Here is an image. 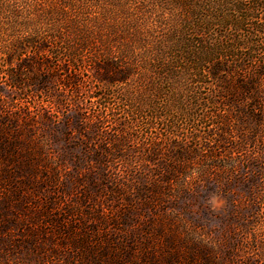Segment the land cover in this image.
I'll use <instances>...</instances> for the list:
<instances>
[{"label": "rangeland", "instance_id": "rangeland-1", "mask_svg": "<svg viewBox=\"0 0 264 264\" xmlns=\"http://www.w3.org/2000/svg\"><path fill=\"white\" fill-rule=\"evenodd\" d=\"M172 1L0 0V264H264V128L240 153L249 133L227 136L240 168L223 173L220 130L182 113L177 80L167 102L143 61L100 77L134 34L168 30Z\"/></svg>", "mask_w": 264, "mask_h": 264}, {"label": "trees", "instance_id": "trees-1", "mask_svg": "<svg viewBox=\"0 0 264 264\" xmlns=\"http://www.w3.org/2000/svg\"><path fill=\"white\" fill-rule=\"evenodd\" d=\"M244 1H172L171 15L166 16L168 30L156 32L154 27L152 30L149 27L144 34H134L126 42L121 56L113 55L117 52L109 53L106 71L100 76L110 83L124 81L143 61L163 72L162 77L167 85L163 93L167 102L169 94H174L171 88L174 80H177L184 88L180 92L181 96L184 95V102L181 96L176 99L180 106H185L182 113L187 112L191 116L190 121L196 125L211 124L220 130L219 138H216L221 148L219 153L211 150V140L206 136L198 132H194V135L205 139V147L210 148L207 160L223 173L235 172L240 168L238 155L233 154L232 150L222 152L227 136L233 130H246L249 133V139L240 136L236 141L235 151L240 153L248 143L260 136L264 128V0H251L247 5ZM247 22L253 26V31L243 34ZM10 76L14 85H18L19 77L14 72ZM31 79L39 86L45 83L39 75L31 76ZM203 88L210 89L207 96ZM174 110L178 113V108ZM231 119L237 121L236 126H230ZM217 133L215 131L211 135ZM187 155L182 153L178 157L186 161ZM247 161L249 165L243 169L257 173L254 160L248 158ZM185 163L182 168L179 164L173 169L187 175ZM203 172L198 171L200 177L204 175ZM169 173L167 179L170 182L175 177H172L173 171Z\"/></svg>", "mask_w": 264, "mask_h": 264}]
</instances>
